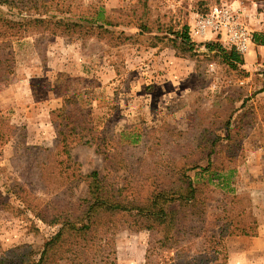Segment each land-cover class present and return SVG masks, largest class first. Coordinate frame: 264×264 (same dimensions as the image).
I'll return each instance as SVG.
<instances>
[{"label":"rangeland","instance_id":"1","mask_svg":"<svg viewBox=\"0 0 264 264\" xmlns=\"http://www.w3.org/2000/svg\"><path fill=\"white\" fill-rule=\"evenodd\" d=\"M18 1L22 14L0 5V44L14 61L0 82V117L14 128L0 146V256L37 260L60 228L37 213L72 212L86 196L72 177L96 170L130 201L188 180L197 190L184 208L196 229L182 259L149 251L156 233L134 226L131 212L107 222L114 264H264V46L252 41L231 68L205 47L235 49L226 37L194 33L197 15L231 7L252 35L264 34V0ZM185 25L191 50L175 34ZM66 98L77 125L69 159L57 132Z\"/></svg>","mask_w":264,"mask_h":264},{"label":"trees","instance_id":"2","mask_svg":"<svg viewBox=\"0 0 264 264\" xmlns=\"http://www.w3.org/2000/svg\"><path fill=\"white\" fill-rule=\"evenodd\" d=\"M0 5L9 9H18L19 13L23 12L25 6H27L23 1L18 0H0ZM104 20V23H108L107 19ZM26 21L45 23L46 19H31L27 17ZM55 23L58 26L63 25L66 29L70 26L60 19L56 20ZM175 34L181 44L189 45V50H191L193 43L190 39L189 27L185 25L182 31ZM253 42L264 46V34L255 33ZM205 47L210 52L215 51L218 53L231 68H236L238 65L243 64L242 56L235 49L227 51L218 42L208 43ZM5 51V45L0 44V82L6 80L14 69V61L9 53H4ZM71 103L72 98H66L57 109V119L60 120L59 125L61 126L57 131L58 146H61V153L68 156V159L70 158L69 144L74 140L69 141V136L77 126L67 114ZM13 131L14 128L8 126L0 117V146L12 137ZM76 135L78 136V134ZM138 140L139 136L132 142L136 143ZM84 142L89 143L88 141ZM67 168L73 169V165L71 164ZM72 178L75 184L79 180L84 182L86 196L76 200L73 211L70 213H61L50 219L37 213V216L44 223L60 225L58 231L44 243L39 253V258L31 260V254L28 252L22 251L18 254L13 250L0 256V264H114L115 250L113 249L112 239L108 238L107 233L110 227L107 222H110L109 219L117 214L131 212H134L137 217L133 224L134 226L146 228L150 232L156 233V236L154 235L156 237L155 242L153 244L150 243L149 251L152 252L155 249L164 248L169 251H175V257L179 259L184 257L183 255L188 250V247H186L189 242L188 236L196 229L188 221L185 223L184 215L185 207L195 205L191 202L196 199L197 190L191 181L188 180L186 189L180 187V190L170 191L169 193L165 191L153 195L149 202L141 203L137 200L130 201L127 199L128 197L123 194L122 188H117L113 183L108 182L96 170H92L85 175H74ZM0 199H3L1 193ZM174 201L179 202L178 211H173L169 208ZM98 259L99 261H97ZM173 260L171 264H180V261L173 263ZM202 260L197 263L187 261L185 264H205L206 260ZM147 264L161 263L149 260Z\"/></svg>","mask_w":264,"mask_h":264},{"label":"built area","instance_id":"3","mask_svg":"<svg viewBox=\"0 0 264 264\" xmlns=\"http://www.w3.org/2000/svg\"><path fill=\"white\" fill-rule=\"evenodd\" d=\"M209 30L226 37L235 50L244 53L253 41V35L242 21L239 9L231 7L215 9L208 14L197 15L195 34L205 37Z\"/></svg>","mask_w":264,"mask_h":264}]
</instances>
